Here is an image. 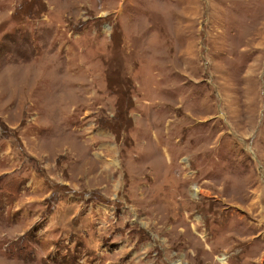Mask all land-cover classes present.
<instances>
[{
    "label": "rangeland",
    "instance_id": "rangeland-1",
    "mask_svg": "<svg viewBox=\"0 0 264 264\" xmlns=\"http://www.w3.org/2000/svg\"><path fill=\"white\" fill-rule=\"evenodd\" d=\"M0 264H264V0H0Z\"/></svg>",
    "mask_w": 264,
    "mask_h": 264
}]
</instances>
